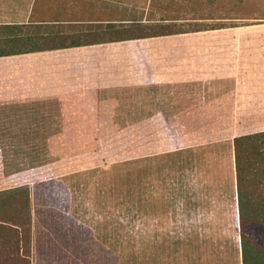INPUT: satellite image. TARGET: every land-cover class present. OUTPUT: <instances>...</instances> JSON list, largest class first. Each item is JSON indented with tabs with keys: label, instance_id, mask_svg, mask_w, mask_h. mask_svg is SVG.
<instances>
[{
	"label": "rangeland",
	"instance_id": "rangeland-1",
	"mask_svg": "<svg viewBox=\"0 0 264 264\" xmlns=\"http://www.w3.org/2000/svg\"><path fill=\"white\" fill-rule=\"evenodd\" d=\"M40 1L47 20L94 15ZM149 1L119 6L237 26L54 50L42 111L0 127V194L29 191L30 264H241L233 138L264 131V0Z\"/></svg>",
	"mask_w": 264,
	"mask_h": 264
},
{
	"label": "trees",
	"instance_id": "trees-1",
	"mask_svg": "<svg viewBox=\"0 0 264 264\" xmlns=\"http://www.w3.org/2000/svg\"><path fill=\"white\" fill-rule=\"evenodd\" d=\"M104 1L82 0V4L86 3L94 8V15L90 13L87 18L62 21L47 20V18L38 16L37 11L43 9L37 8L45 5V8L49 9L50 5L36 0L30 19L34 22H47L45 26L36 25L37 32L40 28L51 27L53 33L58 34L53 41V50L237 26L235 23H220L221 21L180 23L176 18L171 17H162L157 21L151 19L144 21L135 18L129 8L119 6L122 0H112V7ZM148 6L157 8L158 0H150ZM70 12L75 15L73 10L70 9ZM231 14L234 13L225 9L218 18L219 20L262 19V17L232 16ZM107 31L112 33V37L105 34ZM89 32L95 33L93 42L75 41L84 38V34ZM73 34L80 35L74 36ZM66 41L69 42L66 43ZM177 149L174 148V153H170L169 156H176ZM233 154L241 264H264V131L234 137ZM31 225L28 189L20 187L0 194V264H30ZM21 250H24V255L21 254Z\"/></svg>",
	"mask_w": 264,
	"mask_h": 264
},
{
	"label": "crops",
	"instance_id": "crops-1",
	"mask_svg": "<svg viewBox=\"0 0 264 264\" xmlns=\"http://www.w3.org/2000/svg\"><path fill=\"white\" fill-rule=\"evenodd\" d=\"M35 1L0 0V127L5 120L42 111L52 96L54 50L44 42L52 34L47 28L37 32L36 25L47 22L30 19ZM34 42L43 45L28 47ZM15 43L24 49L4 51Z\"/></svg>",
	"mask_w": 264,
	"mask_h": 264
}]
</instances>
